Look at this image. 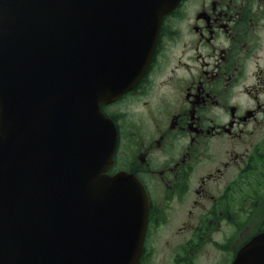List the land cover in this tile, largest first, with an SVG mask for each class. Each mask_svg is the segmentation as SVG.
Listing matches in <instances>:
<instances>
[{
    "label": "water",
    "instance_id": "obj_1",
    "mask_svg": "<svg viewBox=\"0 0 264 264\" xmlns=\"http://www.w3.org/2000/svg\"><path fill=\"white\" fill-rule=\"evenodd\" d=\"M178 2L0 0V264H137L146 195L101 176L114 132L97 105L140 77ZM233 264H264V233Z\"/></svg>",
    "mask_w": 264,
    "mask_h": 264
},
{
    "label": "flooded vegetation",
    "instance_id": "obj_2",
    "mask_svg": "<svg viewBox=\"0 0 264 264\" xmlns=\"http://www.w3.org/2000/svg\"><path fill=\"white\" fill-rule=\"evenodd\" d=\"M100 110L106 173L147 196L138 264H230L264 232V0H181L142 78Z\"/></svg>",
    "mask_w": 264,
    "mask_h": 264
}]
</instances>
